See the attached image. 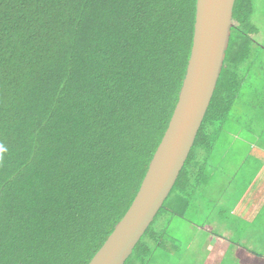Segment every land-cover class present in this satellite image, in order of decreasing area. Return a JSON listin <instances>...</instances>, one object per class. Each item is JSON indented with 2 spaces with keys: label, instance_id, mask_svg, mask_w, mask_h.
<instances>
[{
  "label": "trees",
  "instance_id": "obj_1",
  "mask_svg": "<svg viewBox=\"0 0 264 264\" xmlns=\"http://www.w3.org/2000/svg\"><path fill=\"white\" fill-rule=\"evenodd\" d=\"M195 11L196 0H0V264L93 257L167 128ZM253 11L234 1L223 67L169 195L209 171L245 68L262 64ZM165 234L149 226L124 264H150Z\"/></svg>",
  "mask_w": 264,
  "mask_h": 264
},
{
  "label": "water",
  "instance_id": "obj_2",
  "mask_svg": "<svg viewBox=\"0 0 264 264\" xmlns=\"http://www.w3.org/2000/svg\"><path fill=\"white\" fill-rule=\"evenodd\" d=\"M235 0H196L186 73L172 115L129 207L87 264H124L182 169L219 78Z\"/></svg>",
  "mask_w": 264,
  "mask_h": 264
},
{
  "label": "rangeland",
  "instance_id": "obj_3",
  "mask_svg": "<svg viewBox=\"0 0 264 264\" xmlns=\"http://www.w3.org/2000/svg\"><path fill=\"white\" fill-rule=\"evenodd\" d=\"M251 20L257 25L259 30L256 35V40L260 43V47L256 46L255 50L256 52H259V57L257 55V61L262 64H257L252 69L245 68L246 75L244 77L243 86L241 87V96L237 100L236 104L238 107V113L242 114V116L239 117V114H235L230 121L225 123L223 129L225 135L223 134L224 137L222 135L221 139L217 141V144L214 146L215 149L211 154L213 159L210 161L208 168L211 173L215 174L213 178L219 179V182L217 183L218 186H201V189L205 194L203 200H196V198H194L191 183L188 186H185L186 191L184 193H179L174 190L170 195H168L167 199L164 201V207L156 215V218L151 223L150 228L154 229V231H158L161 228L162 231L166 232L165 236L167 237L163 238V242L171 244V247L166 248V252L172 250L175 246L174 243L179 242L181 244H185V247L177 245L172 251L173 256L169 262L165 261L163 258L156 257L150 264H175L178 258L177 250L179 249V251H181L184 248H187L186 242L190 240V242H192L195 238H197V229L191 228L192 224L190 225L189 221L191 220L200 224L203 223L204 219L209 221L206 224V230H212L209 232L221 233V229L227 227L231 229L233 233L231 234L233 244L231 247L226 248L227 252L221 264H248L247 261L239 259L235 255V253H243V251H245L242 249L244 246L260 253L261 256H264V229L260 231L257 230L256 227H252L250 229L251 231L249 230L250 233H247L246 236H241L240 229H235L238 226L243 227L242 225H246L249 222L248 220L250 217L245 218L243 223L241 220H238V217H241L240 210L243 208V205H246V203L251 202L252 200H260L264 192V178L263 181L258 178L263 177V175L255 176L256 167L258 165L253 161L255 160L254 153L256 151L260 153L262 150H257L258 147L253 146L250 148V151H253L252 154L247 155V149L250 144L248 142L245 144L243 143V141L246 140V137H242L244 140L241 139V135L246 136L247 134H250L248 133L250 128L253 129L254 134H257L264 125V103L261 105V100H259L264 99V0H254V11ZM259 136L261 137V140H259L258 145L264 144V133H260ZM226 150L229 152L234 151L233 156L237 157L238 160L235 161L232 156L226 157L224 160H218L220 158L219 152ZM242 155L247 156V160L250 161L246 162L243 166L240 164V157ZM262 155L263 164L264 152ZM214 157L216 158L214 159ZM228 163L230 165H226ZM235 163H237V167L234 168ZM225 167L227 168V172H230L227 175ZM209 171L207 170L204 174L210 175L211 173ZM225 181H232L233 186L231 194L227 192L224 193V190L226 189ZM248 182H257V184L254 187L251 184L247 186ZM224 199L227 203L231 202L237 207V220L236 217H232V225L224 226L216 223L220 221L221 218L219 217L222 213H224L218 206L224 202ZM182 201L192 202L183 203ZM184 204H187L189 208L187 209L184 207ZM194 206L197 211H193L192 207ZM234 215L235 214H233V216ZM260 215L261 214L258 216ZM252 217H254L252 219L254 221L255 215ZM261 219L262 217H259L256 220L261 222ZM228 221H226V223ZM262 224L264 227L263 222ZM164 227L166 228L163 230ZM250 240H253L254 243ZM237 242L242 244V248L237 245ZM201 244H203V241L199 242L197 240V243H195L196 249L200 248ZM213 244L214 243L211 245L213 246ZM258 258L259 260L255 259L253 262H249V264H264V259H260V256Z\"/></svg>",
  "mask_w": 264,
  "mask_h": 264
},
{
  "label": "crops",
  "instance_id": "obj_4",
  "mask_svg": "<svg viewBox=\"0 0 264 264\" xmlns=\"http://www.w3.org/2000/svg\"><path fill=\"white\" fill-rule=\"evenodd\" d=\"M248 133H250V134H247L246 136L241 135V139H243V140H244V138H242V137H246V140H244L243 143L245 144L246 142H248L250 144V146L247 149V152H248L247 155L252 154L253 151L252 150L250 151V148L253 146L258 147L257 150H260V151L262 150L264 152V144L258 145L259 140H261V137L259 136V134H254L253 129H249ZM261 152L259 153L256 151L254 153L255 154V156H254L255 160H253V161L256 162V164L258 165L256 167L255 176L256 175H259V176L263 175V177H258L259 180L263 181V178H264V161L262 164V157H263L262 153L263 152L262 153ZM233 155H234V151H230V152L227 150L222 151V153L219 156L220 158L218 160H224L226 157L232 156L235 159V161H237L238 160L237 157H235ZM240 158H241L240 164H242V166L245 165L246 162H250L249 160H247V156H245V155H242ZM217 163H219V162H217ZM226 165H230V164L228 163ZM235 167H237V163L234 164V168ZM225 172H226V175L230 173V172H227L226 167H225ZM214 175L215 174L211 173L210 175H204L203 178L202 177L199 178L200 182H197L196 188L194 190H192V193L194 195V198H196V200H203L204 199L205 194H204V191H202L201 186H210V187L211 186H218L217 183L219 182V179L213 178ZM205 176H207V177H205ZM220 183H221V181H220ZM250 184L254 187L257 184V182L256 183L255 182L254 183L248 182L247 186ZM232 186H233L232 181H230V182L225 181V188L226 189L224 190V193L227 192V193L231 194ZM223 201L224 202L219 204L218 206L220 209H222V211L224 213H222V215L219 217V218H221L220 221L216 222V223L218 225H224V226L232 225L233 222L231 221V218L236 217L237 207H236V205H233L231 202L227 203L225 199ZM182 202L183 203H189L192 201H188V202L182 201ZM263 202H264V192H263L260 200H255V201L252 200L251 202L246 203V205H243V208L240 210L241 217L239 216L238 220H241L243 223L245 218H248V217H250V218L248 220L249 222L246 225H242L243 227L238 226L237 228H235L237 230L240 229L241 236L242 235L246 236L247 233H250V231H251L250 229L252 227H256V229L260 230V231H262L264 229L263 224H262V222L264 223ZM183 206L186 207L187 209L189 208L187 204H184ZM192 208H193V211H197V210H195V206ZM233 214H235V215L233 216ZM259 214H261V215L258 216ZM254 215H255V220L253 221L252 219L254 217H252V216H254ZM259 217H262L261 222L256 220ZM236 220H237V217H236ZM226 221H228V222L226 223ZM189 222H190V225L192 224L191 228L197 229V234H196L197 238H195L192 242H190L191 240L186 242L187 248H184L181 251H179V249L177 250L178 258H177V262L175 264H221L222 260L224 259V256L226 255V252H227L226 248L231 247L233 244V242L231 240V236H232L231 234H233L231 229L223 226L224 228L221 229L222 230L221 233L209 232L212 230H208V231L206 230V224L209 222L207 219H204L203 223H200V224H197L196 222L191 221V220ZM203 231H205V232H203ZM197 240L199 242L203 241V244H201V247L198 249H196V246H195V243H197ZM250 241L252 243H254L253 240H250ZM251 242H250V244H251ZM212 243H214L213 246L211 245ZM162 244H163L165 251H163L161 253V255L160 256L158 255L157 257L163 258L165 261H168V262L171 260V258L173 256L172 251L176 248V246L178 245L180 247H183L185 245V244H181L179 242L174 243L175 246L172 248V250L169 252H166V248L171 247V244L164 243V242ZM237 245H239V247L242 248V244L240 242H237ZM242 249L245 250V251H243V253L239 252L238 254L235 253V255L239 259L247 261L248 264H249V262H253L255 259L259 260V258H258L259 256H260V259H264V256H261L260 253L254 251L252 249H249L246 246H244ZM201 250H204V251H201Z\"/></svg>",
  "mask_w": 264,
  "mask_h": 264
}]
</instances>
